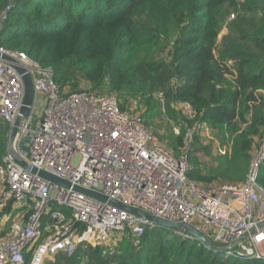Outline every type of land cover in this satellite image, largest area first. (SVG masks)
I'll return each mask as SVG.
<instances>
[{
  "label": "trees",
  "instance_id": "16d2710c",
  "mask_svg": "<svg viewBox=\"0 0 264 264\" xmlns=\"http://www.w3.org/2000/svg\"><path fill=\"white\" fill-rule=\"evenodd\" d=\"M0 20V46L36 57L57 80L77 86L80 78L87 89L113 93L121 110L130 111V102L144 105L138 116L149 129L151 117L166 111L164 132L152 133L173 151L188 127L208 123L220 150L201 163L191 160L189 146V179L208 185L245 178L264 135V0H0ZM181 103L192 106L194 118L176 110ZM8 134L9 124L0 123V163ZM259 182L264 187V163ZM162 229L116 235L115 243H82L42 264L263 262L225 258Z\"/></svg>",
  "mask_w": 264,
  "mask_h": 264
},
{
  "label": "built area",
  "instance_id": "2783aa9c",
  "mask_svg": "<svg viewBox=\"0 0 264 264\" xmlns=\"http://www.w3.org/2000/svg\"><path fill=\"white\" fill-rule=\"evenodd\" d=\"M10 5L2 13L5 17ZM233 15H230V18ZM0 119L11 124L24 96L15 66L32 79L34 104L16 141L18 155L39 170L70 183L52 184L25 170L5 153L0 163V213L12 204L31 211L13 219L0 234V264H42L56 252H74L78 245H97L115 235L141 236L152 221L111 206L107 200L77 191L93 190L171 221L195 225L221 253L235 260L264 262V187L259 182L264 163V135L253 151L242 181L208 185L189 179V143L201 124L184 133L179 154L154 141L151 130L132 111L121 110L118 97L91 89L60 95L54 71L27 53L0 46ZM162 100V93H158ZM190 118L188 103L179 104ZM35 112L37 115L34 116ZM175 134L179 128L173 126ZM50 203L66 206L70 216ZM5 216L2 212L1 218ZM174 235L195 239L182 228ZM115 234V235H114ZM37 247L34 244L39 241Z\"/></svg>",
  "mask_w": 264,
  "mask_h": 264
},
{
  "label": "water",
  "instance_id": "95a60500",
  "mask_svg": "<svg viewBox=\"0 0 264 264\" xmlns=\"http://www.w3.org/2000/svg\"><path fill=\"white\" fill-rule=\"evenodd\" d=\"M0 23H1V20H0ZM0 56L4 59H9V57L6 56L5 54H0ZM15 68L20 74L23 84H24V96H23L22 103H21V106H20V109H19V112L16 118L11 124H9V134H8V140H7V146H6V153L11 158L12 161L20 165L25 170L30 171L32 173H37L39 177H41L42 179L46 181H49L52 184L69 187L70 183L68 181L60 179L44 170L36 169L35 167L27 163L25 160H23L16 151L17 138L21 132V128L23 127L28 115L31 113L32 108H33L34 88H33L32 79H31L29 72L26 69L19 67V66H15ZM73 188L77 191H80L87 195L99 198L101 200H107V202L111 206L123 209L127 212L134 213L136 215H139L145 219L152 221L156 226L167 228V229L182 228L186 230L187 232H189L191 235H193L195 239L200 241L204 246H206L210 250L222 252L225 249H227L226 247H220V246H216L212 244L207 239V237L204 235V233L193 224L181 222V221H171V220H167L161 217L151 216L137 208L122 204L121 202L117 200L107 198L99 192L89 190V189H84L76 185L73 186Z\"/></svg>",
  "mask_w": 264,
  "mask_h": 264
},
{
  "label": "rangeland",
  "instance_id": "374dc122",
  "mask_svg": "<svg viewBox=\"0 0 264 264\" xmlns=\"http://www.w3.org/2000/svg\"><path fill=\"white\" fill-rule=\"evenodd\" d=\"M230 19H232V17ZM33 58L38 60L36 57H33ZM54 80L58 84V86L60 87V95L61 96H67L70 93H73L75 91H80L82 89L90 87L89 83H87L85 80L80 79V78L78 79L77 86H74L69 81L57 80L56 76L54 77ZM129 107H130V111H132L133 113H136L139 116H142V112L146 109L144 105H141L139 108H137V106L135 105L134 102H130ZM160 109H163V107H161ZM176 110H181V107L179 105H177ZM34 114H35L34 116H36L37 112H35ZM161 114H163V115L157 116L158 114H156L155 116L151 117V119L153 120V124L150 127L151 132H153L154 130H157L160 134H162L164 132L165 125H166V123H168V116L166 115V111H164V110L161 111ZM144 120H145V118H144ZM2 122H4V121L0 119V123H2ZM170 124L172 125V127L177 126L179 128V132L181 131L180 126L178 124H176L174 122L173 123L171 122ZM152 134L154 137V141L166 146L165 144H163L159 140V138L156 134H154V133H152ZM171 143H173V142H171ZM189 145H190V149H191L190 150L191 160L193 158H195V156H196L199 158L201 163L210 161L211 156H213L214 153L217 154L220 150L219 140H218L217 136L215 135L211 126L206 122H201V128H200L199 132L195 133L194 138L190 141ZM201 147H205L204 150ZM180 151H181V146L178 147L177 151H174V152H175V154H179ZM201 184H203V183H201ZM48 207L50 210L57 209V210L61 211L62 213H64L66 216H70V214H71V210L66 206H58L54 203H50V205ZM7 217H8V214H5V216L2 217L1 221L5 222ZM15 218H16V216H15ZM162 231L163 232L167 231V228H163ZM115 236L111 237L108 241H106L104 243L113 242ZM39 242H40V240L34 244L35 248L37 247ZM113 243H115V241ZM28 259H29V264H31V261H32L31 254H29ZM260 264H264V263L261 262Z\"/></svg>",
  "mask_w": 264,
  "mask_h": 264
},
{
  "label": "crops",
  "instance_id": "0c3cea01",
  "mask_svg": "<svg viewBox=\"0 0 264 264\" xmlns=\"http://www.w3.org/2000/svg\"><path fill=\"white\" fill-rule=\"evenodd\" d=\"M213 154V153H212ZM215 155V153L213 154ZM206 163V162H205ZM213 183H220V182H213ZM212 184V183H211ZM9 206L6 207L5 210H7ZM3 210L2 212L4 213ZM31 211L30 207H27L26 205L23 204H12L9 207V210L7 212H5V214H8L7 219L5 220V222H2L0 220V234L6 230L8 224L13 220V219H17L19 218L20 215H24V217H22L21 219L25 220L27 214ZM2 212L0 213V215L2 214ZM16 216V218H15ZM2 219V218H1Z\"/></svg>",
  "mask_w": 264,
  "mask_h": 264
}]
</instances>
